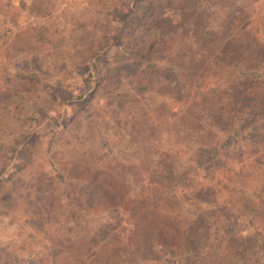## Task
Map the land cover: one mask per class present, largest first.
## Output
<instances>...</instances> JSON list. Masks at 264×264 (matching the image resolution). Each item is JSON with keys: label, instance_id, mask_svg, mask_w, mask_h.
<instances>
[{"label": "rangeland", "instance_id": "374dc122", "mask_svg": "<svg viewBox=\"0 0 264 264\" xmlns=\"http://www.w3.org/2000/svg\"><path fill=\"white\" fill-rule=\"evenodd\" d=\"M131 1L0 0V264H79L81 248L63 251L64 238H83L96 229L98 233L104 229L107 235H121L110 238L107 249L100 252L103 259H109V264H122L125 260L127 253L116 248L119 243H127L124 233L129 231V225L125 212L89 209L78 211L83 216L74 218L66 208L81 176L69 172V163L76 156L64 150L66 145L61 139L81 143L80 150L88 153L84 155L88 167H117L122 178L127 177L130 182L135 198L153 200L170 207V212L178 211L184 235L171 238L179 250L189 240L192 248L194 240L201 242L202 232L197 234L187 227L197 213L204 212L211 218L210 211L216 203L231 206L244 195L264 194V146L253 152L235 137H229L226 129L214 130L207 121L210 114L203 108L200 93L222 89L229 71L244 73L255 67L254 59L248 56L264 48V0H246L243 10L237 12L239 19L231 24L230 32L241 34L249 46L237 57L226 55L213 65L208 61L209 68L193 85L196 89L191 91L192 86L188 87L189 97L182 90L180 94L174 91L175 86L180 89L182 81L175 71L165 70L160 78L150 74L141 86L139 81L131 86L123 80L117 90L106 95L108 101H114L115 94H120L118 99L126 103V110L120 115L106 114L109 118L93 113L99 129L90 124L79 128L75 121L64 124L62 118L55 121L51 99L57 89L65 88L74 100L85 103L90 89L96 86V71H100L98 50L103 48L110 53L111 49L112 61L119 59L121 48L111 36ZM229 20L225 19V25ZM223 30L229 31L226 26ZM123 38L121 35L120 41ZM86 62L94 80L90 84L83 82L77 74L73 82V72ZM80 81V89L73 90ZM100 90L98 85L99 94L89 109H102ZM126 100H133V110ZM79 104L74 108L70 105L69 109L75 110ZM57 109L64 111L62 105ZM35 113L41 118L34 132L37 137L32 147L25 150L27 157L22 163L16 148L29 142L25 135ZM44 114L49 120L44 119ZM101 119L106 126H101ZM193 119H202L206 128H199L200 122L192 128ZM124 122H135L143 133L131 134L129 139L119 126ZM59 149L62 156L57 153ZM132 161H139L138 166L147 165L152 170L150 178L145 172L139 178L131 176L127 165ZM7 165H12L13 171L3 179L10 169ZM196 174L200 176L196 178ZM194 183L208 188L207 193L190 196ZM67 190L69 198L65 197ZM151 222L155 223L153 229L160 228L161 222ZM151 222L139 228L147 225L152 229ZM245 237L244 231L236 238L232 232H224L206 249H191L198 256L187 264H264V219L252 235L240 241ZM158 247L162 248L161 244ZM166 252L171 254V249ZM83 264L104 263L100 258L87 256Z\"/></svg>", "mask_w": 264, "mask_h": 264}, {"label": "trees", "instance_id": "16d2710c", "mask_svg": "<svg viewBox=\"0 0 264 264\" xmlns=\"http://www.w3.org/2000/svg\"><path fill=\"white\" fill-rule=\"evenodd\" d=\"M239 1L237 6V0H132L130 6L121 15L116 33L111 36L118 42L117 46L123 52L120 53L119 50V59L113 62L114 58L110 56L111 49L110 53L103 48L99 49L97 65L100 71H96V75L98 74L94 81L96 86H92L87 94L86 100H88L82 103L83 100H74L65 88L57 89L51 99L52 105L55 104L53 118H56L57 122L62 118L64 124H72L75 121L79 128L90 124L93 128L99 129L93 113L113 116L120 115L119 112L123 113L126 110V103L118 99L120 94H115L117 98L114 101H108L106 95H111L113 90H117L119 84L124 83L123 80L131 86L136 85L135 81H139L141 86L150 74L160 78L165 70L175 71L177 78L182 81L180 89L177 90L175 86L174 91L180 94L179 91L182 90L185 92V97H189L188 87L192 86L191 91L196 89L193 88L194 83L211 63L213 65L223 60L226 55L231 58L237 57L249 46L248 41L243 42L241 34L234 30L230 32L231 24L239 19L237 12L246 5V0ZM227 17L231 20L225 25ZM224 26L229 31H224ZM121 35L124 36L122 41H120ZM220 55L222 57H219ZM248 57L254 59V68L236 74L229 71L225 79L227 83L222 86V89L219 87L209 93L201 91L200 93L203 95V108L211 115L207 116V121L209 120L213 129H226L229 137H235L247 149H252L254 152L264 146V48ZM111 61L113 63H110ZM79 67L72 74L73 82L78 74L81 81L90 84L94 80V74L90 71L88 63L80 64ZM126 69L128 72L125 71ZM94 70L96 69H93V72ZM81 81L77 82L78 85H73V90L80 89ZM98 85H101L100 95L103 96V105L102 109L99 110L96 107L97 110L94 111L92 108L89 109L88 105L90 106L92 99L99 94L98 91L96 92ZM126 101L133 110V100ZM78 104L79 106L74 110L73 108ZM61 105L64 111L57 109V106ZM70 105H73L72 109H69ZM43 116H45L44 119H48L45 114ZM30 120V129L25 135L29 142L25 147L17 146L16 148L22 163L27 157L25 150L28 146L32 147L36 140L37 133L34 132L41 118L35 113ZM191 122L194 129L196 122H200L199 128H206V123L203 122V125L202 119H193ZM104 124V120L101 119V126H106ZM119 126L127 133L129 139H132L131 134L140 136L143 133L142 127L138 129L135 122H124ZM78 127L76 129H79ZM61 140L62 144L66 145L63 147L64 150H67L69 155L76 156L69 163V169L72 170L69 172L75 176H81L76 180V187L72 191L73 199L67 200L66 208L74 218L83 216L78 211L89 209L127 214L129 231L124 233L127 243H119L116 246L127 253L122 264H187L189 259L198 256L197 252L192 254L191 249H206L218 240L221 234L228 231L232 232L235 238L242 231L246 232V237L240 240L244 241L248 238L247 235L255 232L264 219V194L259 197L244 195L231 206L216 203V207L210 211L213 217L210 218L204 212H200L188 223L187 227L196 231L197 234L202 232L201 242L194 240V248H192L190 247L192 241L188 239L189 242L184 244L182 250H179L171 238L176 234L184 235V230L180 226L183 220L178 218V211L170 212V207L163 206L161 203L156 204L153 200L149 202L147 199L135 198L131 192L130 182L127 181V177L122 178L117 167H88L84 156L88 153L80 150L81 143ZM59 151L60 149L57 153ZM14 152L16 153L15 149ZM59 156L62 154L59 153ZM137 162L132 161L127 165L131 176L139 178L145 172L150 178L152 170L145 164L138 166ZM3 164L6 165L5 162ZM7 166L12 167V165ZM12 171V168L7 169V175L3 179L7 178ZM199 176L196 174V178ZM262 190L264 191V186ZM191 191L190 196L200 197L203 193H207L208 188L194 183ZM65 197L69 198L68 190L65 191ZM156 200L159 201L160 197L158 196ZM153 220L161 222L157 230L153 229L155 225V223L152 225ZM146 222H151L149 224L152 225V229L146 227L147 225L143 229L139 228ZM96 231L89 236L83 235V238L74 235L72 240H68L65 237L63 251L67 252L73 247L81 248L79 255L82 256H80L79 264H83L87 256L94 259L100 258L104 264H109V259L104 260L100 252L107 249L106 245L110 238L121 235L118 232L107 235L104 229L100 233ZM164 234L168 237H164ZM158 244H161L162 248H159ZM167 248L171 249V254L166 252Z\"/></svg>", "mask_w": 264, "mask_h": 264}]
</instances>
